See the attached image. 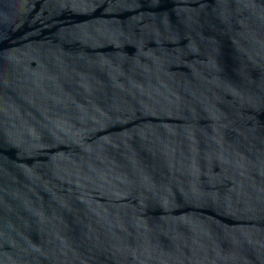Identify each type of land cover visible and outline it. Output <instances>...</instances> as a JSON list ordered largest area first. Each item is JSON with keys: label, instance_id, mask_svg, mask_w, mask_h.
Listing matches in <instances>:
<instances>
[{"label": "water", "instance_id": "water-1", "mask_svg": "<svg viewBox=\"0 0 264 264\" xmlns=\"http://www.w3.org/2000/svg\"><path fill=\"white\" fill-rule=\"evenodd\" d=\"M0 264H264V0H0Z\"/></svg>", "mask_w": 264, "mask_h": 264}]
</instances>
